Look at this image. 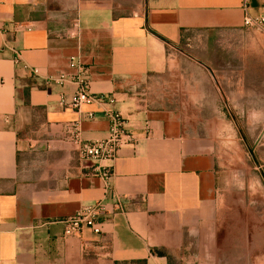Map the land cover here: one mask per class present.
<instances>
[{
    "label": "crops",
    "instance_id": "obj_1",
    "mask_svg": "<svg viewBox=\"0 0 264 264\" xmlns=\"http://www.w3.org/2000/svg\"><path fill=\"white\" fill-rule=\"evenodd\" d=\"M242 1L0 0V264H174L188 254L187 233L212 218L236 78H203L184 46L251 34ZM249 9L264 14V0ZM250 47L264 56V38ZM81 65L91 93L114 102L66 106ZM61 75L72 79L49 80ZM247 79L237 78L243 104ZM110 110L134 142L112 162L83 159L72 125L84 141L104 139ZM110 164L108 188L93 168ZM97 201L108 208L103 233L64 236L62 220Z\"/></svg>",
    "mask_w": 264,
    "mask_h": 264
},
{
    "label": "rangeland",
    "instance_id": "obj_2",
    "mask_svg": "<svg viewBox=\"0 0 264 264\" xmlns=\"http://www.w3.org/2000/svg\"><path fill=\"white\" fill-rule=\"evenodd\" d=\"M246 31L251 34L233 40L219 36L184 46L203 64V78H236L235 113L226 115L233 122L229 129L225 124L220 127L212 218L187 233L183 250L188 254L173 257L174 264H243L248 259L241 258L242 252L264 253V113H258L264 110V94L254 79L264 78V56L250 47L253 42L261 43L264 29ZM237 78H250L245 86L250 82L252 89L244 93V104ZM246 110L250 113H243ZM250 262L264 264V258Z\"/></svg>",
    "mask_w": 264,
    "mask_h": 264
},
{
    "label": "built area",
    "instance_id": "obj_3",
    "mask_svg": "<svg viewBox=\"0 0 264 264\" xmlns=\"http://www.w3.org/2000/svg\"><path fill=\"white\" fill-rule=\"evenodd\" d=\"M243 10V26L248 29H264V14L253 15L249 9V0L242 1ZM78 26V24H77ZM27 29H30L27 28ZM19 61V55L16 57V62ZM73 65H77L74 58L71 60ZM33 72L38 73V69L34 68ZM72 77L61 75L51 76L50 81L63 85ZM76 82L78 87L74 92L69 102L65 103L68 107L80 108L85 103H90L95 100L114 102V96L100 95L95 96L91 93V81L88 74V68L80 66V72L76 76ZM89 117H93L94 114L89 113ZM109 118V134L104 139L94 141H84L80 137L78 131V125H72V129L76 130L74 134V140L79 145V153L85 160L94 161H108L112 162L118 155L119 150L125 146L134 142V136L127 128V119L117 110H110L107 112ZM148 133L150 127L146 124ZM93 172L100 175L107 183L108 188L111 185L113 177L112 165H102L93 168ZM108 212V208L105 202L97 201L93 204L83 206L76 213L65 217L62 220L64 224V236H80L84 228H89L95 234H102V223L104 217Z\"/></svg>",
    "mask_w": 264,
    "mask_h": 264
},
{
    "label": "trees",
    "instance_id": "obj_4",
    "mask_svg": "<svg viewBox=\"0 0 264 264\" xmlns=\"http://www.w3.org/2000/svg\"><path fill=\"white\" fill-rule=\"evenodd\" d=\"M158 253H159V254H162V252H161V251H159Z\"/></svg>",
    "mask_w": 264,
    "mask_h": 264
},
{
    "label": "clouds",
    "instance_id": "obj_5",
    "mask_svg": "<svg viewBox=\"0 0 264 264\" xmlns=\"http://www.w3.org/2000/svg\"><path fill=\"white\" fill-rule=\"evenodd\" d=\"M241 187H243V185L241 184Z\"/></svg>",
    "mask_w": 264,
    "mask_h": 264
}]
</instances>
